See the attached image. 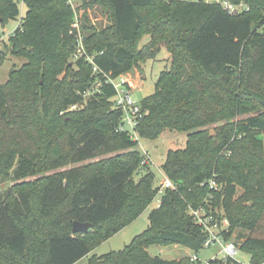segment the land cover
<instances>
[{
    "label": "trees",
    "instance_id": "trees-1",
    "mask_svg": "<svg viewBox=\"0 0 264 264\" xmlns=\"http://www.w3.org/2000/svg\"><path fill=\"white\" fill-rule=\"evenodd\" d=\"M228 1L246 9L229 14L206 0H83L110 16L105 27L82 33L103 73L139 68L161 47L169 55L153 92L138 102V137L186 133L185 145L168 149L160 165L173 187L159 195L147 227L87 264H191L190 257L152 256L146 246L178 244L197 255L206 234L190 207L199 206L227 219L223 238L233 239L250 264H264V0ZM19 3L0 0L1 25L19 14ZM22 3L9 42L24 62L0 82V183L42 175L0 193V264H74L146 209L159 186L140 164L136 142L118 129L113 86L88 62L71 59L66 0ZM143 33L149 42L137 50ZM77 104L83 107L69 110ZM75 220L89 230L72 232Z\"/></svg>",
    "mask_w": 264,
    "mask_h": 264
},
{
    "label": "rangeland",
    "instance_id": "rangeland-1",
    "mask_svg": "<svg viewBox=\"0 0 264 264\" xmlns=\"http://www.w3.org/2000/svg\"><path fill=\"white\" fill-rule=\"evenodd\" d=\"M83 0H77L76 4H79V9L82 14L81 19V32L86 33L87 31H92L93 29H100L105 27L110 23V16L106 8L100 7L98 5L85 7L82 4ZM25 7L20 1L19 3V14L14 19H9L4 25L0 24V82L3 83L8 78L9 70L12 67H20L24 58L20 56H14L10 53V42L9 36L13 33L14 29L19 24L20 18L23 16ZM93 28H90V27ZM84 30V32H83ZM149 42L148 34H141L137 41L136 49H143ZM169 55L164 47L156 53L153 59H147L143 65L139 68L134 67L130 71L126 72L125 75L132 84L130 87L131 97L135 102H139L141 98L149 95L154 90V84L156 82L158 73L168 65ZM61 76H58L60 79ZM83 107L82 104H77L71 106L69 110H79ZM264 110V109H263ZM212 132L214 135L215 130L213 126L207 127V132ZM186 133L176 132L170 130H164L156 139L154 140H144L139 138L136 147L139 151L142 148L147 150L151 157V163L149 168L155 174L154 186L159 185L163 180V175L161 174L160 165L163 162L166 151L168 149L182 148L185 145ZM109 154L105 155L108 156ZM67 166L65 168H68ZM57 171V170H56ZM53 171V172H56ZM52 173V172H51ZM42 174L38 173L30 178H26L24 181H3L0 183V193L7 190L14 184H21L24 186L26 182L32 181L37 176ZM137 179V176H135ZM163 192V190H162ZM162 192H157V195L152 199L150 204L144 209L134 220L129 222L121 230L116 232L107 240L101 242L97 247H95L90 254L80 258L74 264H87V259L89 256L95 254L97 256L105 254L109 251H117L122 249L126 244H128L131 239L142 232L148 225V213L152 208H155L159 203V195ZM237 231V230H236ZM234 231V237L237 233ZM246 233V231H243ZM233 240V239H231ZM148 253L152 256H158L164 259H179L182 257L193 256L194 253L188 247L178 245V244H148L146 246ZM197 257L202 261H207L216 258H223V254L219 252V247L216 245H211L209 247H204L197 252ZM236 261L247 264L249 262V255L239 249L233 257Z\"/></svg>",
    "mask_w": 264,
    "mask_h": 264
},
{
    "label": "built area",
    "instance_id": "built-area-1",
    "mask_svg": "<svg viewBox=\"0 0 264 264\" xmlns=\"http://www.w3.org/2000/svg\"><path fill=\"white\" fill-rule=\"evenodd\" d=\"M22 2V0H20ZM206 1H216L219 2L224 9L229 14H236L242 9H246V7L242 4H233L228 0H206ZM77 0H66V3L71 7L73 11V21L71 23L70 34L74 37V50L71 55V59H83L88 62L92 66V71L96 75L101 74L104 78V82L111 84L115 89V95L113 97V104L116 108L121 110V118L118 125V129L120 131H124L129 133L132 140L138 143L139 137L135 128L143 116V112L140 109L138 102H135L131 97V83L129 79H127L125 74H119L117 76H110L109 74L103 73L94 63V56L92 54H88L83 42V34L81 32V12L79 9V4H76ZM22 18V17H21ZM19 20V23L21 21ZM19 25V24H18ZM17 25V26H18ZM100 81L94 84L98 86ZM142 160L140 162L141 165H148L151 163V157L147 150L142 148ZM163 175V180L158 185V192H162V190L166 188H172L173 184L169 178H167L162 170H159ZM209 187L213 189H218L219 185L216 183L214 179H209L208 181ZM159 204V203H158ZM207 210L203 206H199L197 208L190 207V214L193 216L194 220L197 224L202 228V230L206 234V239L203 243L204 247H209L211 245H216L219 247V252L223 254V258H233L234 254L237 251V247L234 244L233 240H225L222 235V231L226 230L228 227V221L225 217H222L221 220L217 221L214 218L211 210ZM216 257H213L214 259ZM191 264H210V259L207 261L200 260L197 255L190 256ZM247 264H250L249 262Z\"/></svg>",
    "mask_w": 264,
    "mask_h": 264
},
{
    "label": "water",
    "instance_id": "water-1",
    "mask_svg": "<svg viewBox=\"0 0 264 264\" xmlns=\"http://www.w3.org/2000/svg\"><path fill=\"white\" fill-rule=\"evenodd\" d=\"M213 131L210 133L212 134ZM90 228V224L88 222H79V221H73L71 225V230L72 232H79V233H84L88 231Z\"/></svg>",
    "mask_w": 264,
    "mask_h": 264
},
{
    "label": "crops",
    "instance_id": "crops-1",
    "mask_svg": "<svg viewBox=\"0 0 264 264\" xmlns=\"http://www.w3.org/2000/svg\"><path fill=\"white\" fill-rule=\"evenodd\" d=\"M90 254V253H89Z\"/></svg>",
    "mask_w": 264,
    "mask_h": 264
}]
</instances>
